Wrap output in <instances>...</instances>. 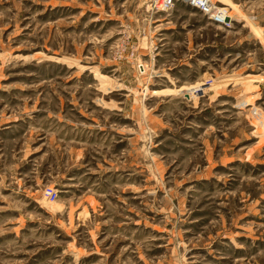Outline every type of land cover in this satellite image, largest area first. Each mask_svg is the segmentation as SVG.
<instances>
[{
  "label": "rangeland",
  "instance_id": "1",
  "mask_svg": "<svg viewBox=\"0 0 264 264\" xmlns=\"http://www.w3.org/2000/svg\"><path fill=\"white\" fill-rule=\"evenodd\" d=\"M212 1L0 0V264H264V0Z\"/></svg>",
  "mask_w": 264,
  "mask_h": 264
},
{
  "label": "built area",
  "instance_id": "2",
  "mask_svg": "<svg viewBox=\"0 0 264 264\" xmlns=\"http://www.w3.org/2000/svg\"><path fill=\"white\" fill-rule=\"evenodd\" d=\"M175 2H183L190 8L195 9L198 13L204 16L211 24L229 28L232 25V16L226 6H222L212 0H154L153 9L155 11L167 10ZM50 201L56 199V192L50 189L47 192Z\"/></svg>",
  "mask_w": 264,
  "mask_h": 264
},
{
  "label": "bare ground",
  "instance_id": "3",
  "mask_svg": "<svg viewBox=\"0 0 264 264\" xmlns=\"http://www.w3.org/2000/svg\"><path fill=\"white\" fill-rule=\"evenodd\" d=\"M223 6V5H222ZM227 8V7H226Z\"/></svg>",
  "mask_w": 264,
  "mask_h": 264
}]
</instances>
